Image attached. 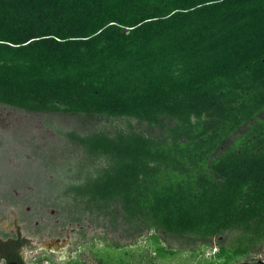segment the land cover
Here are the masks:
<instances>
[{
  "label": "trees",
  "instance_id": "trees-1",
  "mask_svg": "<svg viewBox=\"0 0 264 264\" xmlns=\"http://www.w3.org/2000/svg\"><path fill=\"white\" fill-rule=\"evenodd\" d=\"M0 104L158 127L77 138L110 165L73 191L152 231H239L193 264L264 240V0H0Z\"/></svg>",
  "mask_w": 264,
  "mask_h": 264
},
{
  "label": "rangeland",
  "instance_id": "rangeland-1",
  "mask_svg": "<svg viewBox=\"0 0 264 264\" xmlns=\"http://www.w3.org/2000/svg\"><path fill=\"white\" fill-rule=\"evenodd\" d=\"M129 130L160 133L133 118L29 112L0 104V256L13 247L22 264H193L239 236L237 230L210 239L152 231L127 220L118 203L100 205L77 196L74 188L110 165L108 156L89 152L77 138ZM152 234L178 254L145 256ZM237 264H264V242Z\"/></svg>",
  "mask_w": 264,
  "mask_h": 264
},
{
  "label": "flooded vegetation",
  "instance_id": "flooded-vegetation-1",
  "mask_svg": "<svg viewBox=\"0 0 264 264\" xmlns=\"http://www.w3.org/2000/svg\"><path fill=\"white\" fill-rule=\"evenodd\" d=\"M247 130L246 126L241 127L238 130L239 135L245 133ZM255 138V136H254ZM264 242V240L259 239L258 243L253 246L255 248L258 244ZM252 248V249H253ZM9 253H4L2 256H0V261L3 260L4 264H22L21 258H19L18 254L16 252H13V247L10 248Z\"/></svg>",
  "mask_w": 264,
  "mask_h": 264
}]
</instances>
